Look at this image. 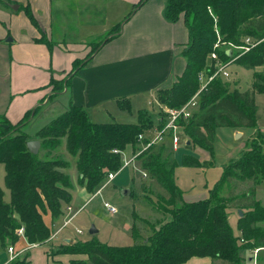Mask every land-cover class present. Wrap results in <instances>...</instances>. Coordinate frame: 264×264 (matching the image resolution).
I'll return each mask as SVG.
<instances>
[{"label":"trees","instance_id":"trees-1","mask_svg":"<svg viewBox=\"0 0 264 264\" xmlns=\"http://www.w3.org/2000/svg\"><path fill=\"white\" fill-rule=\"evenodd\" d=\"M26 14L38 28L32 12L28 10ZM165 18L171 23L183 18L190 43L184 51L187 64L183 75L171 88L157 92V101L163 107L180 109L199 92V74L215 72V66H210L208 58L219 40L221 44L239 47L247 38L254 39L258 44L234 64L247 70L264 65V0H167ZM121 31L122 24H119L100 37L98 47L85 60L75 62L69 77L77 74L104 44L118 37ZM219 55L223 62L229 60L223 49ZM230 87V81L222 77L214 79L200 93L192 116L180 121L183 134L190 140L186 149L200 148L212 152L218 128L258 130L261 141L255 140L242 158L230 162L210 197L197 202L185 201L176 182L179 163L174 153L168 150V145L161 143L144 150L150 140H140L141 135L163 129L166 123L164 112L162 121L156 126L144 114L137 125L98 124L90 120L84 109L71 106L34 137L17 130L12 134L3 131L0 134V165L5 167V185L11 194V200L6 202L5 193L0 189V243L3 250L9 244L19 242L16 231L21 227L25 228L30 244H47L51 228L46 224L45 216L49 214L54 223L59 222L64 207L71 204L75 188L70 175L65 172L70 165L64 160L50 159L55 151L65 145L66 152L76 162L78 185L94 196L109 174L123 169V154L135 147L134 151H139L136 160L141 172L157 182L164 192L158 195V208L153 206L158 213H164L163 217L150 224L136 215L135 220L144 228L135 223V244L131 247H110L94 240L69 243L56 254L75 257L71 264H186L195 257L225 264H245L243 250L255 251L256 245L264 247V230L258 226V223H264V217L258 213L264 212V208L256 201V187L264 183V134L259 133L256 119V94L264 93V76L254 74L252 86L246 91H232ZM118 103L123 110L130 109L129 100H118ZM35 113L36 110L27 114L18 125H11L8 121L6 124L10 129L25 125ZM32 140L41 142V150L47 151L46 159L40 158L42 152L35 155L29 151L27 143ZM138 144L142 148H136ZM182 164L196 167L198 163L185 155ZM242 183L253 186L243 196L233 194L234 188ZM225 186L229 188L228 196L222 195ZM145 197L152 202L146 194ZM229 205L248 209L239 221L241 238L234 234L229 223ZM56 254L50 253L49 256ZM11 264L26 262L16 259Z\"/></svg>","mask_w":264,"mask_h":264},{"label":"crops","instance_id":"crops-1","mask_svg":"<svg viewBox=\"0 0 264 264\" xmlns=\"http://www.w3.org/2000/svg\"><path fill=\"white\" fill-rule=\"evenodd\" d=\"M166 1L0 0V126L3 120L18 125L36 110L23 130L34 137L71 106L81 107L98 124L101 123L97 120L104 115L132 114L136 108L139 117L144 114L149 120L144 108L151 102L157 103L163 112L165 107L157 101V92L171 88L183 75L187 64L184 51L190 43L184 19L171 23L165 18ZM99 4L106 12L105 24L93 21ZM28 10L38 28L29 20ZM110 13L115 20H110ZM119 24L121 34L104 44L70 78L75 62L90 54L86 42ZM69 78V85L61 93L54 92V82H66ZM125 99L129 100V110L119 106L118 100ZM30 127H35V131H29ZM80 190L85 197L86 190ZM75 192L76 189L73 197ZM45 222L55 224V229L59 223H54L49 214ZM3 255L8 254L2 252L0 257ZM67 258L71 262L75 257ZM217 263L195 257L186 264Z\"/></svg>","mask_w":264,"mask_h":264},{"label":"rangeland","instance_id":"rangeland-1","mask_svg":"<svg viewBox=\"0 0 264 264\" xmlns=\"http://www.w3.org/2000/svg\"><path fill=\"white\" fill-rule=\"evenodd\" d=\"M102 4H99L98 13L93 14V21H98L99 24L106 23V12ZM109 18V17H108ZM105 19V20H104ZM115 16L110 13V20H115ZM103 31V28H101ZM100 31V28L98 29ZM103 33L95 37L93 40H88L86 45L90 48V53L94 51L100 44L99 38L107 34ZM218 37L220 36L217 33ZM220 41V40H219ZM255 42V40H254ZM222 49L229 48L228 44H222ZM231 48V47H230ZM242 52L234 50V55H240ZM229 78L226 79L231 83V90L239 89L241 91L249 90L254 81V74L264 76V65L257 67L255 70H247L246 68L233 64L229 68ZM54 92L61 93L67 87L66 82H54ZM201 89V88H200ZM257 113L256 119L259 128V133L264 134V93L256 94ZM144 111L147 116L150 117L156 124L161 117H163L162 109L157 103L151 102L150 105H146ZM104 115L103 118L97 120L99 123H121L126 125H137L140 123L139 110L133 111L132 114H119L113 113ZM33 116L25 123V125L15 126L14 129H10L7 126L6 121L3 120L0 126V134L3 131H9L8 134H12L14 130L25 133L24 127L31 121ZM29 131H35V127H30ZM184 130V129H183ZM182 132L184 133V131ZM237 129L232 128H218L215 130V138L213 143V151L208 152L200 148H194L191 150L186 149L189 137L186 134H181V143L177 151L172 148V140L169 136L165 137L163 141L158 142L165 143L169 151L173 152L178 160L179 167L176 170V182L183 192L184 199L187 202H195L199 200H205L210 197L211 191L216 187L217 183L221 181L224 171L230 162L239 160L244 154L251 148L253 142L261 141L259 138L258 130L243 129L236 133ZM156 132L148 133L144 136L148 140H152L156 137ZM170 138V139H169ZM155 144V145H157ZM65 145L58 151H55L50 159H59L69 162V169L65 172L70 175L74 184L75 192L71 206L78 211L82 208L72 224L65 228V232L61 234L60 238L51 243L44 244L36 249L27 250L20 256L18 260L26 262V264H71L67 255L56 254L65 248L67 243L63 240H70L72 243L76 242H91L98 240L101 244L110 247H131L135 244L134 228L136 224L143 229L144 225L140 221H136L135 216L147 220L150 224L155 223L163 216L157 210L153 209V206L157 209L159 204L158 195L164 194L160 189L157 182L150 180L148 177L142 176V172L137 162L138 152L134 151L132 147L129 148L124 154V167L122 170L117 171L118 176L110 183L105 182L100 189V193L92 196L87 193L85 197L81 196L80 186L78 185V174L76 171V162L65 150ZM136 148H142L141 144H138ZM131 150V151H130ZM41 159H46L47 151L40 149ZM185 155L191 156L198 164L196 167H185L182 164V158ZM128 162L125 166V163ZM5 167L0 165V189L5 193V201L11 200L10 191L5 185ZM251 183H242L236 186L233 190V194L237 196H243L252 188ZM84 189V188H83ZM130 190V196H123L122 192ZM229 188L225 186L222 195H229ZM145 194L151 201H147ZM256 201H258L264 208V184H260L256 187ZM108 202L113 208L116 209V213L112 215L104 207V204ZM232 205V204H231ZM67 206V205H66ZM65 206V207H66ZM240 211L243 213L248 212V209H236L229 205L228 208V220L234 231V234L241 238L242 232L239 230V221L243 217L240 216ZM264 217V212H258ZM136 223V224H135ZM63 220L61 219L57 224V229L61 228ZM257 226V225H256ZM258 226L264 230V223H258ZM95 227L98 230V234L91 235V229ZM77 229L83 231L82 234L76 232ZM149 234V232H148ZM151 234V233H150ZM146 236V235H145ZM251 237H248V239ZM252 239V238H251ZM243 243V242H241ZM18 250H22L25 243L19 242L13 244ZM256 250L260 249L258 254L255 251L243 250L241 254L246 258L245 264H264V247L257 246ZM50 253L56 255L49 256ZM9 255H3L0 257L1 262H7ZM83 258V257H80ZM252 258V260H251ZM32 259V260H31ZM57 259V260H56ZM217 264H225V262H218Z\"/></svg>","mask_w":264,"mask_h":264},{"label":"built area","instance_id":"built-area-1","mask_svg":"<svg viewBox=\"0 0 264 264\" xmlns=\"http://www.w3.org/2000/svg\"><path fill=\"white\" fill-rule=\"evenodd\" d=\"M258 43L254 42V39L252 38H247L244 40V45L243 46H234L232 44H228L229 48L223 49L226 53L231 52V55L227 56L229 58L228 61L223 62L222 59L220 58L219 51H222L223 45L220 43V41L215 45L214 51L209 55V62L210 66H215V72L212 74H207L205 72H202L199 74L198 80L201 85V89L199 92L187 103L185 104L182 108L180 109H171V108H164L163 112L166 114V123L165 126L163 127L162 130H158L156 132V137L150 140L149 144L147 145L144 150L147 148L157 144L158 142L163 141V139L166 137V135H170V138L172 140V148L174 151H177L180 147L181 143V134H183L182 130L183 127L180 124L181 120H188L192 114L193 111L197 108L198 105V97L200 93L217 77H222L224 79L229 78V68L234 64V62L248 53L252 48H254ZM231 47V48H230ZM234 50L241 51L242 53L240 55H234ZM144 136H140V140H143ZM129 164L128 162L125 163V166ZM119 173H111L108 175L107 182L110 183L116 179ZM143 177L147 178L146 173H142ZM99 191L98 193H100ZM97 193V194H98ZM104 207L114 215L116 213V209L111 206L110 203L106 202L104 204ZM82 210L79 209L78 211H75V209L71 205H67L64 207V215L62 217L63 220V225L61 228L55 229V224L50 225L51 228V236L48 241L53 242L59 234L65 230L66 227L70 226L73 222V220L76 218V216L79 214V212ZM53 224V223H52ZM76 232L78 234H82L83 231L80 229H77ZM16 235L18 236L19 243H25V246L22 250H18L15 245L9 244L6 246V249L3 250L1 243H0V254L2 252H6L9 255L8 261L6 264L12 263L14 260L18 258L21 254L26 252L27 250L31 249H36L43 244H30L26 238L25 235V228L21 227L16 231ZM260 249L255 251V254L257 255Z\"/></svg>","mask_w":264,"mask_h":264},{"label":"water","instance_id":"water-1","mask_svg":"<svg viewBox=\"0 0 264 264\" xmlns=\"http://www.w3.org/2000/svg\"><path fill=\"white\" fill-rule=\"evenodd\" d=\"M12 7H13V9H18L19 6H12ZM228 54L231 55V52H229ZM189 144L190 143H188V145ZM27 147H28V149H29V151L31 153H33L35 155H38L39 152H40V149H41V142L38 141V140L29 141L27 143ZM122 194H123V196H130L131 195V191L130 190H125V191L122 192ZM239 213H240V216L242 217L243 216V212L240 211ZM97 233H98V230L95 227H93L91 229V231H90L91 235H95Z\"/></svg>","mask_w":264,"mask_h":264}]
</instances>
